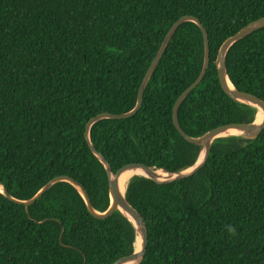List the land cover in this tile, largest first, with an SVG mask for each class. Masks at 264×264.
I'll list each match as a JSON object with an SVG mask.
<instances>
[{
  "label": "trees",
  "instance_id": "1",
  "mask_svg": "<svg viewBox=\"0 0 264 264\" xmlns=\"http://www.w3.org/2000/svg\"><path fill=\"white\" fill-rule=\"evenodd\" d=\"M198 18L209 63L177 108L190 136L254 108L227 95L215 58L225 38L264 16V0H0V183L28 199L66 175L94 210L110 203L105 166L84 137L101 112L130 110L141 78L170 24ZM226 74L264 102V26L225 52ZM203 61L199 26L181 22L149 76L138 110L89 127L112 172L131 163L174 172L191 166L198 145L172 121L179 93ZM124 197L146 227L138 264H264V127L252 138H214L206 161L167 182L134 175ZM135 229L119 210L91 214L71 183H53L25 206L0 191V264H113L133 252Z\"/></svg>",
  "mask_w": 264,
  "mask_h": 264
},
{
  "label": "water",
  "instance_id": "2",
  "mask_svg": "<svg viewBox=\"0 0 264 264\" xmlns=\"http://www.w3.org/2000/svg\"><path fill=\"white\" fill-rule=\"evenodd\" d=\"M185 20H191L195 22L202 33L203 38V61L200 68V71L196 78L187 85L177 96L173 108H172V121L173 125L176 128V130L180 133L182 137H184L187 141L192 142L196 145H198V155L200 151H202V156L199 162H195L191 165V169H187L190 166L183 168L178 171L169 172L162 168L149 166L144 163H137V162H131L127 163L123 166H121L116 172H112L109 166V163L106 161V159L95 150L94 146L92 145L89 137V127L90 125L95 122L98 119L101 118H126L131 115H133L138 108L141 105L142 101V93L144 86L151 75L154 67L156 66L158 60L160 59L168 41L170 40L174 30L176 27ZM264 26V16L258 17L247 24H245L242 28H240L238 31H236L234 34L228 36L223 40L221 43L216 58H215V64L217 66V75H218V81L223 89V91L229 95L231 98L235 100H239L240 102L246 103L251 105L253 108L257 107L261 111V119L257 124L253 123V120L249 123H241V122H231V123H225L223 125H219L216 127H213L206 132H204L201 135L198 136H190L188 135L179 125L178 119H177V108L182 101V99L190 92V90L202 79L209 63V48H208V39H207V32L203 25L200 23L197 17L192 15H182L179 18H177L175 21H173L170 26L168 27L167 31L165 32V35L154 55L151 62L149 63L146 71L144 72L141 81L139 83V86L137 88L136 93V100L134 106L125 112L121 113H107V112H101L96 114L95 116L91 117L85 125L84 129V137L86 139V142L90 148V150L99 157L100 161L105 166V170L108 177V192L110 197V203L109 206L102 212L96 211L93 209L90 199L85 191V189L76 182L73 178L66 176V175H58L50 178L48 181H46L42 187L34 193L31 197L28 199H18L8 194L4 186L0 183V191L4 193L5 196H7L9 199L13 200L16 203H21L25 206L31 204L33 201H35L44 191H46L53 183L59 180H64L69 183H71L73 186H75L79 192L81 193L87 210L93 214L94 216L98 218H104L111 214L114 210L121 211L133 224L135 229V237L133 242V252L129 255H126L124 257H121L117 261H115L113 264H125L127 262L136 261V264L139 263L141 258L143 257V254L145 252L146 247V227L144 225V222L138 212L127 202V200L124 197V193L120 194L118 191L117 186V178L120 175V173L125 169H131V168H140L143 170V176L147 178H151L157 182H167L173 179H178L187 175L192 174L195 172L207 159L210 144L212 140L222 131H224L227 128H235L241 130L245 137L244 138H252L255 137L260 130L264 127V102L257 97L254 94L248 93L246 91H242L237 89L229 80L227 74H226V68H225V52L227 48L237 39L242 38L248 33H251L252 31ZM228 81L230 82V86L228 85ZM197 155V157H198ZM155 169H162L163 171L168 173V176L165 178L158 179L155 174ZM126 187V186H125ZM125 191V189H124ZM135 245L137 249H135Z\"/></svg>",
  "mask_w": 264,
  "mask_h": 264
},
{
  "label": "bare ground",
  "instance_id": "3",
  "mask_svg": "<svg viewBox=\"0 0 264 264\" xmlns=\"http://www.w3.org/2000/svg\"><path fill=\"white\" fill-rule=\"evenodd\" d=\"M228 85L230 86L229 81H228ZM254 111H255V115H254L253 123L257 124L261 119V111L257 107H254ZM224 136H236V137H242V138L245 137L244 133L241 130L235 129V128H227L221 133H219L215 138L224 137ZM201 156H202V151H200L197 157L196 163L200 161ZM191 167L193 166H190L187 169H191ZM141 174H143V170L140 168H131V169L123 170L117 178V186H118V191L120 192V194L124 193L126 182L128 181L130 177L134 175H141ZM155 174L158 179L165 178L168 176V173L163 171L162 169H155ZM135 249H137L136 245H135ZM125 264H136V261L127 262Z\"/></svg>",
  "mask_w": 264,
  "mask_h": 264
},
{
  "label": "rangeland",
  "instance_id": "4",
  "mask_svg": "<svg viewBox=\"0 0 264 264\" xmlns=\"http://www.w3.org/2000/svg\"><path fill=\"white\" fill-rule=\"evenodd\" d=\"M212 143V142H211ZM127 183V182H126Z\"/></svg>",
  "mask_w": 264,
  "mask_h": 264
}]
</instances>
